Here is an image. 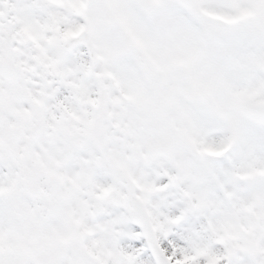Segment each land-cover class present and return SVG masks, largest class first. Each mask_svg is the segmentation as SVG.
<instances>
[{
    "label": "snow or ice",
    "instance_id": "1",
    "mask_svg": "<svg viewBox=\"0 0 264 264\" xmlns=\"http://www.w3.org/2000/svg\"><path fill=\"white\" fill-rule=\"evenodd\" d=\"M0 264H264V0H0Z\"/></svg>",
    "mask_w": 264,
    "mask_h": 264
}]
</instances>
